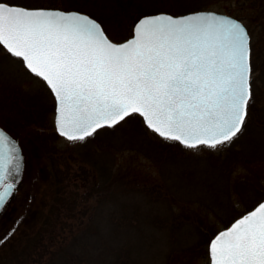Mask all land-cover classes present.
<instances>
[{"label":"rangeland","instance_id":"rangeland-1","mask_svg":"<svg viewBox=\"0 0 264 264\" xmlns=\"http://www.w3.org/2000/svg\"><path fill=\"white\" fill-rule=\"evenodd\" d=\"M16 2L74 6L97 18L114 40L127 38L143 14L159 10L180 14L190 8L227 14L228 8L241 4L238 0ZM53 120L54 99L46 85L0 46V126L19 140L27 156L24 182L4 213L6 217L13 212L20 221L14 225L16 245L52 203L50 166L60 158L68 159L75 188L73 211L63 212L57 239L63 245L76 243L73 252L88 255L87 264H209V238L264 198V129L241 133L216 150L195 151L162 140L135 116L111 134L100 131L86 142L54 134ZM93 161L111 175L109 184L115 179L124 183L116 200L106 196L109 185L97 192L101 180L89 170ZM52 249L44 261L55 256Z\"/></svg>","mask_w":264,"mask_h":264},{"label":"snow or ice","instance_id":"snow-or-ice-1","mask_svg":"<svg viewBox=\"0 0 264 264\" xmlns=\"http://www.w3.org/2000/svg\"><path fill=\"white\" fill-rule=\"evenodd\" d=\"M0 46L50 89L55 130L69 141L139 114L166 141L216 150L242 133L255 99L251 34L216 11L143 14L114 40L74 6L0 0ZM24 159L0 126V210L19 191ZM208 255L209 264H264V198L209 238Z\"/></svg>","mask_w":264,"mask_h":264},{"label":"trees","instance_id":"trees-1","mask_svg":"<svg viewBox=\"0 0 264 264\" xmlns=\"http://www.w3.org/2000/svg\"><path fill=\"white\" fill-rule=\"evenodd\" d=\"M238 1H241V4L239 3L236 6L228 8L227 14L243 21L249 30L252 37L254 63L256 66L254 72L256 73L255 82L253 85L255 99L250 105V113L242 134H250L251 131L252 133H262L264 129V103L261 104L262 101L264 102V81L262 80L264 73V0ZM135 117L141 119L138 115ZM259 125H262L263 128H259ZM116 128L117 126L101 129L93 136L88 137L85 142L95 139L100 131H105V134H111ZM53 133L57 135L54 129ZM44 134L42 132L37 138L43 137ZM161 139L164 140L163 138ZM169 142L178 147H183L176 141ZM84 156L86 157L85 154ZM84 160L87 161L85 158ZM67 161L68 159L60 158L51 162L52 203H50L47 212L39 216L32 230H27V233L21 234L23 241L19 245H16L13 241L15 232L3 244H0V264H87L88 255L84 256L83 254L73 252L72 248L76 243L71 242L63 245L57 239V234H60L63 230V212L64 215L71 212L72 207L70 202L74 200L71 189L75 188V184H73L74 179L70 176L69 170L71 168L67 165ZM89 166L92 168H89V170L93 173L96 171L99 176L97 177L101 180L97 192L98 190L99 192H103V187L109 185V192L106 193V196L111 200H116L120 195V186L124 188V183L121 180L115 179V182L109 184L108 179L111 175L104 174L103 170H99L100 168L97 167L96 161H93V165ZM80 171L83 174L89 173L88 170L84 169ZM12 214L13 212L9 215L7 214L6 217L5 214L2 216L0 220V238L14 229L16 219H14ZM79 239H82V236ZM52 248L56 250L55 256L44 261V258L52 253ZM100 263L97 262V264Z\"/></svg>","mask_w":264,"mask_h":264},{"label":"water","instance_id":"water-1","mask_svg":"<svg viewBox=\"0 0 264 264\" xmlns=\"http://www.w3.org/2000/svg\"><path fill=\"white\" fill-rule=\"evenodd\" d=\"M218 14H222V13H218ZM227 15V14H226ZM241 21V20H240ZM242 22V21H241ZM243 23V22H242ZM34 75V74H33ZM50 90V89H49ZM53 96V95H52ZM53 99H54V97H53ZM54 115H55V102H54ZM138 116H139V114H137ZM141 118V120H142V117H140ZM122 122V121H121ZM121 122H118V124L119 123H121ZM142 122H143V120H142ZM53 123H54V120H53ZM117 124V125H118ZM144 124V123H143ZM145 125V124H144ZM114 126H116V125H113V126H105V127H103V128H112V127H114ZM145 127L147 128V126L145 125ZM54 128H55V123H54ZM102 128V129H103ZM149 129V128H148ZM98 130H101V129H98ZM97 130V131H98ZM149 130H151V129H149ZM56 131V130H55ZM152 132H154L153 130H151ZM56 133L59 135V136H61V137H63L62 135H60L57 131H56ZM155 133V132H154ZM156 134V133H155ZM157 136H159L158 134H156ZM63 138H65V137H63ZM162 138V137H161ZM65 139H67V138H65ZM176 142H178V141H176ZM181 146H183L180 142H178ZM22 147V146H21ZM24 151V150H23ZM25 152H23V154H24ZM26 156V154H24V158H26L25 159V163H24V170H23V173H22V179H21V182H20V184L18 185V188L20 189L21 188V186H22V184H23V182H24V177H25V173H26V171H27V156ZM16 197V194H15V196L10 200V202H13V200H14V198ZM9 202V203H10ZM9 203H8V205H9ZM8 205L6 206V208L4 209V210H0V219L2 218V216L4 215V213H5V211H6V209H7V207H8Z\"/></svg>","mask_w":264,"mask_h":264}]
</instances>
